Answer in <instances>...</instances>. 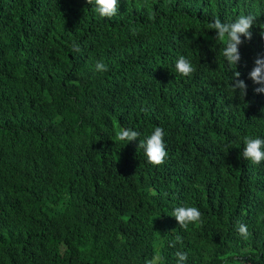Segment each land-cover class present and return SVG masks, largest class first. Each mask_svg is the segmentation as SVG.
Returning a JSON list of instances; mask_svg holds the SVG:
<instances>
[{"label":"trees","instance_id":"obj_1","mask_svg":"<svg viewBox=\"0 0 264 264\" xmlns=\"http://www.w3.org/2000/svg\"><path fill=\"white\" fill-rule=\"evenodd\" d=\"M119 3L102 18L80 0H0V264H177V251L184 264H264V162L242 156L246 137L264 139V93L233 91L209 27L258 22L264 0ZM157 126L159 166L139 138L116 139ZM182 205L202 222L179 226Z\"/></svg>","mask_w":264,"mask_h":264},{"label":"clouds","instance_id":"obj_2","mask_svg":"<svg viewBox=\"0 0 264 264\" xmlns=\"http://www.w3.org/2000/svg\"><path fill=\"white\" fill-rule=\"evenodd\" d=\"M82 5L91 9V11L102 18H111L117 15L120 7L119 0H80ZM264 16L257 22V17L251 13L239 15L233 22L224 23L219 18L210 23L209 27L215 30V39L223 42L224 47L221 57L229 65H234L230 87L243 97L249 93L246 89H251L255 93H264ZM257 33L258 46L253 55L244 64H238L241 60L239 46L252 39V31ZM244 37L245 40H242ZM73 50L80 51L78 45H73ZM98 71H106L105 65L97 63ZM176 72L182 76H191L196 69L192 63L183 55H180L175 62ZM250 94V93H249ZM164 129L155 127L150 135L141 140V134L131 128H121L116 132V139L119 141L132 142L139 138L138 147L144 150L147 163L155 166L162 165L168 157L166 145L164 143ZM244 148L242 156L253 165H259L264 162V139L246 137L243 142ZM202 213L195 206L182 205L173 211L178 225L186 228L189 224L201 221ZM237 231L241 237L247 239L249 232L246 224L238 223ZM177 242H182L180 236L175 237L171 247H175ZM177 264H184L188 259L187 252L177 251ZM161 258L154 256L148 258L141 264H159Z\"/></svg>","mask_w":264,"mask_h":264},{"label":"rangeland","instance_id":"obj_3","mask_svg":"<svg viewBox=\"0 0 264 264\" xmlns=\"http://www.w3.org/2000/svg\"><path fill=\"white\" fill-rule=\"evenodd\" d=\"M153 257H154V256H153ZM153 257H152V258H153Z\"/></svg>","mask_w":264,"mask_h":264}]
</instances>
